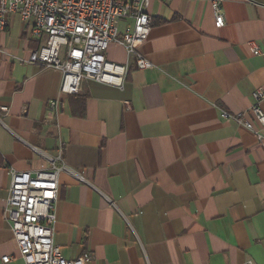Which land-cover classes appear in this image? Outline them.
I'll use <instances>...</instances> for the list:
<instances>
[{
  "label": "crops",
  "instance_id": "obj_1",
  "mask_svg": "<svg viewBox=\"0 0 264 264\" xmlns=\"http://www.w3.org/2000/svg\"><path fill=\"white\" fill-rule=\"evenodd\" d=\"M152 0L139 70L122 88L85 81L60 92L59 71L28 63L40 41L19 15L0 30V264H24L7 220L10 171L49 168L61 152L54 244L89 264H264V0ZM125 25V23H124ZM121 28L123 24H120ZM84 100L82 102L81 100ZM128 104V105H126ZM264 112V102L260 103ZM240 115L262 139L221 112ZM81 178V179H80Z\"/></svg>",
  "mask_w": 264,
  "mask_h": 264
},
{
  "label": "built area",
  "instance_id": "obj_2",
  "mask_svg": "<svg viewBox=\"0 0 264 264\" xmlns=\"http://www.w3.org/2000/svg\"><path fill=\"white\" fill-rule=\"evenodd\" d=\"M152 0H0V30L12 14L30 26L33 39L40 41L28 59L31 65L57 70L62 75L60 92L78 95L85 81H95L122 88L128 66L109 62L106 52L111 44L123 47L135 59L139 70L152 67L140 48L148 39L152 18L148 8ZM212 0L215 26H224L222 3ZM123 24L121 28L120 24ZM125 23V25H124ZM254 56H264V49L251 45ZM251 111L264 127V90L252 94ZM128 105V104H126ZM7 113V107H1ZM224 120H233L262 137L240 115L221 112ZM49 168L35 172L10 173L6 215L24 264H89V253L67 260L54 244L59 174L68 171L61 152L48 156ZM81 179V178H80ZM10 257L2 258L9 263ZM250 264V263H246Z\"/></svg>",
  "mask_w": 264,
  "mask_h": 264
},
{
  "label": "trees",
  "instance_id": "obj_3",
  "mask_svg": "<svg viewBox=\"0 0 264 264\" xmlns=\"http://www.w3.org/2000/svg\"><path fill=\"white\" fill-rule=\"evenodd\" d=\"M81 101H82V102H84V100H83V99H82Z\"/></svg>",
  "mask_w": 264,
  "mask_h": 264
}]
</instances>
